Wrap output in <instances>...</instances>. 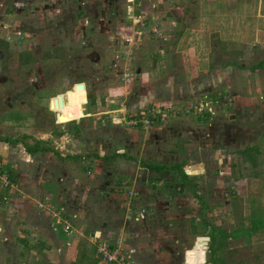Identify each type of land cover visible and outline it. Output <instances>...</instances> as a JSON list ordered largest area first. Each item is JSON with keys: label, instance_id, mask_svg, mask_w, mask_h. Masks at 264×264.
<instances>
[{"label": "rangeland", "instance_id": "374dc122", "mask_svg": "<svg viewBox=\"0 0 264 264\" xmlns=\"http://www.w3.org/2000/svg\"><path fill=\"white\" fill-rule=\"evenodd\" d=\"M198 5L196 0H181L180 4L177 0H0V112L5 110L9 121L13 119L28 122V127L33 126L32 130L29 128L23 131L6 126L2 129L3 133H25L26 144L32 146L42 134L37 129L46 127L43 128L45 130L52 126L51 155L56 162L64 159L71 161L67 201H57L62 197L63 188H66L60 183L56 184L54 194H48L46 198L39 196L37 204L49 203L48 200L53 199L54 204L65 206L68 212L80 214L79 209H85V203L82 202L87 200L86 203L91 205L87 209L88 214H93L96 212L95 208L101 209L111 198L112 201L115 198V209L126 216L125 227L121 229L124 239L118 240V233L111 232L112 227H99L96 230L92 226L89 229L95 232L91 234L95 235L96 240L91 237V242L97 244L92 245L90 240L80 243L89 254L83 263V258L79 257L71 256L65 260L63 257L51 255V258H47L41 255L38 259L28 258L32 259V264H48L50 261H55L56 264H96L92 248L95 247L99 252L100 245L104 243L119 249L120 255L127 256L130 253L140 264L254 263L251 256L247 255L251 250L249 237L253 234L246 233L249 230L244 229L248 227L244 220L250 221L251 231L264 230L262 141L259 146L246 149L245 157L250 158V162H247V173L243 175L247 178L239 180L240 185L234 193L232 191V195H207L205 187L208 190V187L216 189L221 184L216 178H211L207 185L205 175L198 178L193 175V167L200 165L203 174H207L208 166L216 170L222 162L208 160L207 150L201 149V153L205 152V155L200 158L199 163L192 161V167L191 152L195 148H191L189 140L187 141L191 136L179 131V116L182 115L166 114V125L177 123L178 127L174 128L178 130L166 128L163 132L154 133L150 128H135L136 132H133L134 127L126 123L122 113L126 108L125 98L111 97L110 90L115 87V82L107 74H103L106 72L104 69H97L95 65V61L106 65L110 61L115 64V61L121 59L123 50H119V44L120 41H125L116 32L120 30L121 23L125 22V29L127 26L136 28L138 37L142 36L143 40L146 38L151 46L154 39H161L152 32L157 23L158 33L170 30L172 36L169 41L176 45L179 43V32L199 26L198 16L201 10ZM146 7L153 8L158 18L149 17ZM150 29L152 33L149 32ZM18 33L22 34L20 36L24 37L23 40L16 38ZM81 35H84L85 43L80 42ZM97 42L101 44L100 50L92 45ZM200 45L203 47V43ZM153 57L155 55L150 58L152 62L155 61ZM153 64L147 65V69L156 70L158 67ZM79 83H84L88 92L86 111L100 109L104 113L99 116L101 118L96 117L98 122L86 123L78 110H83L85 102L82 104L79 98L72 99L70 107L64 104L61 111L69 109L72 120H81L61 123L62 113L57 110L59 115H56L50 108V99L71 87L70 91L77 92L75 85ZM201 98L184 101L181 106L190 111L188 107L191 103L211 101L209 97ZM173 104L178 108L180 106L179 103ZM217 104L212 105L214 113H211V117L219 116ZM161 105L167 107L168 104ZM11 109H19L24 114L17 110L10 112ZM144 111L142 108L136 113ZM130 112L128 113L133 114ZM194 112L196 111L186 112L182 117L189 121L193 118L200 119L202 114L199 116ZM169 116L173 117L169 119ZM205 116L206 113L202 117ZM117 128L130 133L127 136L126 133L116 131ZM220 149L217 147L216 153ZM196 153H200V149ZM258 153L263 155L260 162ZM129 164L134 168H128ZM231 171L236 173L237 169ZM58 180L60 181L59 178ZM86 187L90 188L87 193L84 189ZM139 187L145 188L146 196L142 200L137 198L136 194L140 196L141 193L136 189L133 199L144 203L142 206L146 207V211L138 220H130L127 217L129 211L124 210L127 196L120 192L126 190L130 196L129 192ZM115 189H120L119 194L116 195ZM93 191H100V194L94 195ZM212 191L210 192L213 193ZM182 199L184 201L180 203ZM211 199L217 202L221 200L222 206L232 204L235 210L227 211V215L231 218L232 215H237L244 218L243 221L227 225L226 229L222 224L218 226V219L208 215L210 210L207 208L212 203ZM83 213L85 215L84 211ZM132 213L134 217L139 214L138 211ZM228 233L232 236L231 240L226 239ZM98 255L100 256L99 253ZM2 256L0 255V264H3ZM101 258L102 256L99 257ZM104 262L103 264H113Z\"/></svg>", "mask_w": 264, "mask_h": 264}, {"label": "crops", "instance_id": "0c3cea01", "mask_svg": "<svg viewBox=\"0 0 264 264\" xmlns=\"http://www.w3.org/2000/svg\"><path fill=\"white\" fill-rule=\"evenodd\" d=\"M177 2L180 4L181 0H177ZM196 2L201 10L198 16L199 26L179 32V43L176 45L169 41L172 36L170 30L162 31L160 34L154 33L161 39L159 41L158 37L154 39L151 46L146 38L144 40L142 36L138 38L136 28L127 26L125 29L126 27L123 26L125 22L121 23L117 34H111L123 37V41H125V36H133L138 40V44L131 46L129 43L124 44L125 42L120 41L119 50H123L120 60L115 61V64L110 61L106 65L95 61V65L97 69H104L106 72L102 70L103 74H107L115 82V87L112 91L110 90L111 97L125 98L126 108L122 110L125 117L128 116L129 111L135 114L142 108L146 110L158 105L162 106L161 104L169 106L174 105L173 102L179 103L181 106L184 101L199 100V97H209L208 99L213 104L218 103L219 116L217 117L206 114L203 118L202 116L205 114H202L200 119L193 118L189 121L182 117L186 113L184 111L169 112V115H182L179 116V131L191 136L187 138V141L189 140L191 148H195L191 152V163L195 160L198 163L201 162L200 158L205 155V152L201 153V149L207 150L206 158L208 160L222 162L216 170H212L208 166L207 174H203L200 165L195 166L192 163L195 177L205 175L208 181L207 185L211 178H216L217 182L221 184L216 189L208 187V190L205 187L207 195L221 193L232 195V191L234 193L237 186L240 185L239 180L243 177L247 178L243 175L245 172L247 173V162H250V158L245 157L246 149L259 146L261 141L264 144V0H196ZM145 9L149 17L158 18L157 12L153 8L146 7ZM205 36L206 38H204ZM80 38V42L85 43L84 35H81ZM199 41L203 43V47ZM92 45L100 50V43H92ZM129 49L133 51L131 59L127 57L126 53ZM175 52H177L176 55ZM152 55H155L154 62L150 61ZM157 59L159 60L156 61ZM102 62L105 63V61ZM152 64L158 68L156 70L147 69V65ZM128 67L133 71L132 82L123 80L124 72ZM103 74L101 73V75ZM75 86L77 87V84ZM71 88L51 97L52 107L50 106V108L56 112V115H59L57 110L61 111L64 104L69 106L72 104V99L79 98L82 104L85 102L83 110L82 108L78 109L80 115L83 116L82 119L86 123L89 121L98 122L96 117L101 116L104 112L100 109L93 112L86 111L85 105L89 98L86 88H77V92L70 91ZM13 110L21 112L19 109L9 111ZM4 112L5 110L0 112V173L6 175L12 185L4 187L0 183V255H3V264H9L8 262L11 264H32V259H38L41 255L47 258H51V255L63 257L65 260L71 256L79 257L83 258L81 260L83 263L84 258H88L89 254L87 250H83L85 248L80 246V243L83 240L89 242L95 233L89 231L92 226L96 230L99 227H112L111 232L118 233V240L124 239V232L121 229L125 227L126 216L115 209L114 204L117 202L115 198L113 201L111 198L110 202L101 209L95 208L96 212L93 214L91 212L88 214L87 209L89 210L88 207L91 205L86 203L87 200L82 202L85 203L83 210L85 215L81 209H79L81 215L69 211V214L77 215L73 221L74 232L71 233L64 232L62 227L56 224L46 207H39L37 204L39 196L46 198L48 194H54L56 184L60 185L61 183L63 187L64 185L66 187L63 190L60 189L62 197L57 201L68 198L67 184L68 180L71 181L70 172L72 170L69 168L71 161L67 159L68 163L66 164V159L56 162L51 155L53 151L50 149V141L53 140L52 126L45 130L43 128L46 127L37 129L42 134L37 138V141L32 143V146L26 144L27 135L25 133L5 135L2 129L6 126L15 127L16 131L29 128L32 130L33 126L28 127V122H19L13 119L9 121ZM21 113L24 114L23 111ZM61 113L62 120L58 119L59 122L72 120L70 118L71 110L65 109ZM193 114L200 116V113L197 114V112ZM171 117L173 116H169V119ZM75 119L81 120V118H73L72 121ZM173 123L169 126L166 125V122L159 123L150 128L152 129L150 131L158 133L163 132L166 128L176 129L174 127H178V124ZM132 129L133 132H136L135 128ZM116 131L126 133L127 136L130 133L127 132L128 130H119L118 128ZM217 147L221 148L218 153H216ZM198 148L200 153H196L197 150L199 152ZM258 157L260 158L258 162L263 160L262 153H258ZM128 168H134V166L129 164ZM231 169H237V172L233 173ZM186 173H188L187 170ZM84 177L86 176L84 175ZM84 189L87 193L90 188ZM136 189L141 193L140 196L136 194L137 198L141 199L146 196L144 187L135 188L133 196ZM115 191L117 195L120 189H115ZM120 193L127 196L125 199L127 205L124 208L127 212L131 203L135 210L146 208L142 206L144 203L136 202L133 196H128V191L123 190ZM93 194L99 195L100 191L96 193L93 191ZM5 196L8 198L7 200H4ZM211 200L212 203L207 209L212 213L209 211L208 215L218 219L219 222H216L218 226L222 224L226 229L227 225L243 221L244 218L241 219L237 215H232V218L227 215V211L235 210L232 204L227 203L222 206L221 200L218 202ZM48 201L54 203L53 199ZM183 201L182 199L180 203ZM244 222H246L245 226H248L244 229L249 230L246 233L253 234L249 237L251 250L247 255L251 256V260L254 262L252 264H264V230L251 231L250 221L244 220ZM213 229L218 231L216 228ZM226 236L227 240L232 239L230 233ZM210 237L212 239V236ZM93 244L96 246L95 243ZM30 257L32 259L28 260ZM94 257L97 261L96 264H103L104 261L98 259V253L94 252ZM134 260L140 264L139 260ZM49 263L56 264L55 261ZM207 264L214 263L208 262Z\"/></svg>", "mask_w": 264, "mask_h": 264}, {"label": "built area", "instance_id": "2783aa9c", "mask_svg": "<svg viewBox=\"0 0 264 264\" xmlns=\"http://www.w3.org/2000/svg\"><path fill=\"white\" fill-rule=\"evenodd\" d=\"M158 24L155 25L152 28V31L154 33H158ZM22 34L18 33L16 38L23 40L24 37L20 36ZM138 36V34H137ZM139 38V37H138ZM125 42L131 44V46H135L138 44V40H136L135 37L133 36H125ZM127 57L129 59L132 58L133 51L132 49H129L126 51ZM123 80L125 82H132L133 80V71L130 69V67L126 68V71L124 72L123 75ZM213 102L207 101V100H202L196 103H191L190 106L188 107V110L192 111L195 110L198 113L201 114H211L214 113V108L212 107ZM179 111H184V112H190L185 110L184 107L179 106L176 107V105H169V106H156V107H151L149 109H146L144 113L142 112L141 114H129L127 117H125L126 123L134 128H153L159 123H165L167 121L166 119V114H169V112H179ZM0 183L4 186H10L12 185V182L8 177L2 173H0ZM130 195L133 196V190H131ZM8 198L5 196L4 200H7ZM40 208L46 207L52 217L55 219V222L57 225L61 226L64 232L66 233H71L74 232V219L77 217V215L69 214L68 210L66 209L65 206H59L56 205L52 202L45 203V204H40ZM133 211H138L139 214H136L134 217V214L132 213ZM145 208H142L140 210H135L132 207V203L129 204V214H128V219L132 220H138L139 217H142V214L145 212ZM1 231V228H0ZM93 240L95 235L91 236ZM98 241V240H97ZM97 244V243H96ZM98 249V246H97ZM100 256H102V260L108 263H113V264H137L136 261L134 260L133 256L129 253L127 256L120 255L119 249H114L108 244L104 243L100 245L99 247V252Z\"/></svg>", "mask_w": 264, "mask_h": 264}, {"label": "water", "instance_id": "95a60500", "mask_svg": "<svg viewBox=\"0 0 264 264\" xmlns=\"http://www.w3.org/2000/svg\"><path fill=\"white\" fill-rule=\"evenodd\" d=\"M84 87H85L84 83L77 84V88H84ZM61 102H62V98H61ZM57 106H58V104H57ZM51 107H52V104H51Z\"/></svg>", "mask_w": 264, "mask_h": 264}, {"label": "trees", "instance_id": "16d2710c", "mask_svg": "<svg viewBox=\"0 0 264 264\" xmlns=\"http://www.w3.org/2000/svg\"><path fill=\"white\" fill-rule=\"evenodd\" d=\"M157 169H162L161 167H156ZM92 250H93V252H95V253H98V251L96 252V250L94 249V247L92 248ZM99 256V255H98ZM100 257V256H99ZM99 257H98V259H99ZM100 261L102 260V259H99ZM99 262V261H98Z\"/></svg>", "mask_w": 264, "mask_h": 264}]
</instances>
